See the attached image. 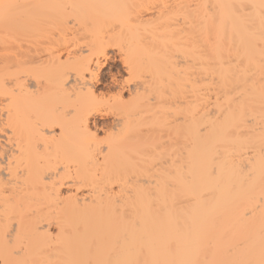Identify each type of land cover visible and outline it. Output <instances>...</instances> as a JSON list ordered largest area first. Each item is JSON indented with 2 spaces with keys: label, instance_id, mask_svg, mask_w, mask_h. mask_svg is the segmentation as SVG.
Here are the masks:
<instances>
[{
  "label": "bare ground",
  "instance_id": "1",
  "mask_svg": "<svg viewBox=\"0 0 264 264\" xmlns=\"http://www.w3.org/2000/svg\"><path fill=\"white\" fill-rule=\"evenodd\" d=\"M0 264H264V0H0Z\"/></svg>",
  "mask_w": 264,
  "mask_h": 264
},
{
  "label": "rangeland",
  "instance_id": "2",
  "mask_svg": "<svg viewBox=\"0 0 264 264\" xmlns=\"http://www.w3.org/2000/svg\"><path fill=\"white\" fill-rule=\"evenodd\" d=\"M57 32V29L55 26L50 25V24H45L43 25L41 28H39V30L36 32L38 35H35L36 37L34 38V40H36L37 43H43L46 42V40L51 39L54 34ZM32 32L29 34L31 35ZM33 38H30L33 42ZM29 41V42H30ZM31 44V43H30ZM108 55L112 56L115 55L114 59H109L105 64H103V68H100L99 72L100 74L104 75V79L105 81H103L101 86H98L97 90L101 93H104L103 96L105 95V97H111V95H115L117 92V89L112 87L110 85V75H116V79L117 81H129L130 78L129 76L124 72L123 67L121 65V63L119 62V55L117 54L116 49L114 50L113 48L110 49L108 51ZM35 76L39 82V84H42L43 79H44V74L42 71V68H39L38 70H36L35 72ZM116 90V91H115ZM109 95V96H108ZM127 94H124L123 97L125 99L128 98ZM104 98V97H103ZM105 98V99H106ZM108 99V98H107ZM101 108H104V105H99ZM96 122V128L97 130V137L102 138L105 136V133H107L106 131H108L110 125H111V121H112V117L111 116H107L104 118H100L99 116L96 117L95 119ZM93 121V119H92ZM165 135V133H161V135ZM104 135V136H103ZM162 135V136H163Z\"/></svg>",
  "mask_w": 264,
  "mask_h": 264
}]
</instances>
